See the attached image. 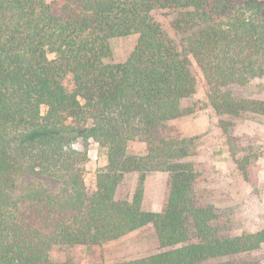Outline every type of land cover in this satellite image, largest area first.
Returning <instances> with one entry per match:
<instances>
[{"label":"trees","instance_id":"1","mask_svg":"<svg viewBox=\"0 0 264 264\" xmlns=\"http://www.w3.org/2000/svg\"><path fill=\"white\" fill-rule=\"evenodd\" d=\"M156 10L175 13L181 48L154 22ZM129 35L137 40L125 61L104 63L110 40ZM191 60L248 180V161L259 155L228 131L264 115V101L237 99L227 87L264 77V1L0 0V264H55L57 246H100L147 224L158 251L113 264H253L246 257L264 243V229L220 231L217 211L195 192L184 142L153 136L187 114ZM140 136L145 153L128 154ZM89 142L104 159L91 193L83 179ZM154 171L167 173L160 212L141 207ZM130 172L138 174L131 197L121 191Z\"/></svg>","mask_w":264,"mask_h":264},{"label":"rangeland","instance_id":"2","mask_svg":"<svg viewBox=\"0 0 264 264\" xmlns=\"http://www.w3.org/2000/svg\"><path fill=\"white\" fill-rule=\"evenodd\" d=\"M47 3L61 4L63 0H45ZM264 1V0H262ZM167 37L181 48L180 35L172 29L176 15L168 10H156L151 14ZM137 36L113 38L109 42L111 55L106 64L122 63L132 52ZM190 70L196 80L195 92L182 100L187 114L170 120L153 133L164 139L183 141L187 147L185 162L191 163L196 174L195 192L218 213V225L228 235L256 232L264 229V115L249 114L238 119L229 128V134L237 140L247 154H258V158L248 161V180L233 163L225 145V135L219 128L217 117L206 102L207 87L199 69L190 61ZM237 99L264 101V77L251 80L247 85L227 87ZM45 108H41L43 113ZM144 136L130 142V155L145 153ZM88 160L84 164L83 179L86 190L95 189V171L104 166V159L98 153L95 143L89 142ZM138 174L126 173L122 178L121 191L129 197L134 193ZM119 190V192H121ZM167 195V173L154 171L146 175L143 183L141 207L144 211L160 212ZM158 251L154 229L147 224L117 240L100 246H57L50 252L55 264H113L141 258ZM253 264H264V243L246 257ZM198 264H214L205 261Z\"/></svg>","mask_w":264,"mask_h":264}]
</instances>
